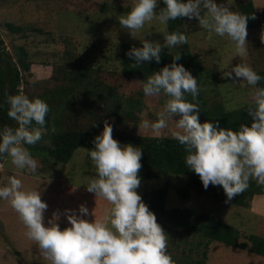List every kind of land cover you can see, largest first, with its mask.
Instances as JSON below:
<instances>
[{"label":"clouds","instance_id":"1","mask_svg":"<svg viewBox=\"0 0 264 264\" xmlns=\"http://www.w3.org/2000/svg\"><path fill=\"white\" fill-rule=\"evenodd\" d=\"M163 6H160V5ZM232 0H132L131 10L117 19L123 30L137 38L141 46L133 45L126 55L134 65L162 59V49L169 54L188 43L184 32L161 30L163 43L140 37L146 24L158 20L167 26L169 20L195 18L200 27L213 34L227 36L235 45V56L247 55V23L249 16L233 10ZM264 39V35H262ZM170 64L148 75L142 90L146 97H166L155 121L142 120L140 128L159 134L168 127V119L179 115L171 135L185 150L187 168L198 174L205 189L209 185L222 186L225 203L244 192L252 180L264 186V80L251 65L243 60L222 69V76L240 87H250L251 103L247 111L252 122L241 123L237 129L218 127V122L201 123L200 105L195 102L200 93L197 77L183 64L177 63L180 54L172 55ZM231 65V67H229ZM228 69L227 71H223ZM191 95L192 100H188ZM7 115L18 121L13 128L0 127V157L5 154L19 169L37 174L38 160L26 145H35L48 123V103L29 98L23 91L6 93ZM14 121V122H15ZM15 124V123H14ZM38 125L33 126V125ZM17 125V124H16ZM88 156L96 174L86 184L87 190L111 205L105 219L89 212L86 204L79 210H56L45 222L48 208L42 200V189L26 188L18 176H9L0 186V200L7 201L25 226V235L35 242L48 264H175L168 252V233L157 221L137 189L141 178L144 151L140 145L122 143L113 137V124L104 120L103 130L96 135ZM61 215L69 226L61 228ZM87 215H93L89 220Z\"/></svg>","mask_w":264,"mask_h":264},{"label":"rangeland","instance_id":"2","mask_svg":"<svg viewBox=\"0 0 264 264\" xmlns=\"http://www.w3.org/2000/svg\"><path fill=\"white\" fill-rule=\"evenodd\" d=\"M240 1L232 0L233 10L237 9L236 4ZM253 1L258 11L264 10V0ZM217 2L220 3L221 0ZM131 6L132 0H0L2 45L7 53L15 58L16 50L23 47L28 51H35L40 57L37 61L50 59L55 61L56 65L71 59V63L82 61L87 67L95 69L101 66V70L93 74H97L102 85L113 89L116 96L123 99L124 103L121 105L124 110L129 101L140 103L134 108L133 115H125L121 123L116 117L112 120L108 118L107 120L113 124V130L141 135H171L175 120L179 119L178 114H174L173 119L167 117L168 127L161 129L159 134L151 129L139 127L142 120L155 121L158 118L157 114L162 110L166 97L163 93L159 97H146L142 90L144 78L129 76L122 69L121 44L124 41L140 42L139 39L131 37L123 30L117 19L130 11ZM186 21L185 27L189 32L188 39L192 52L200 56L206 69L215 77L216 85L209 83L206 86L208 97L211 100L221 99L230 108L251 102L252 89L248 86L240 87L233 84L230 78L222 76V69L231 61L232 65H235L242 60L255 70L263 69L262 31L259 28L247 31L248 52L241 58L235 56V45L227 36L213 34L209 37L208 32L198 24V20L186 18ZM9 23L20 25L21 29H12ZM162 29L168 31L167 26L165 29L158 20H153L146 24L138 35L143 37L151 33L146 36L147 39L163 43V35L160 33ZM183 47L184 45L178 46L172 52H178ZM164 49L168 51L166 47ZM6 57H8L7 54ZM32 69V73H23L24 80L26 78L28 83V85L24 84V89L36 91L39 85L45 86L55 82L53 78L49 82L44 80L52 73L55 74L53 65L35 63ZM85 101L88 102L89 98ZM80 105L81 108L85 107L83 103ZM106 107H110V104ZM76 114L74 109L73 118ZM80 118L81 125L85 126L88 118ZM92 123L98 126L99 118L95 117ZM5 124L16 127V124L4 123L0 119V127ZM42 142L50 141L44 138ZM35 158L39 165L37 174L17 168L11 163V158L5 154L0 160V186L6 184L8 177L13 175L22 179L26 188L39 186L43 190L41 198L48 204L45 211L46 223L54 211L60 210L61 213L64 209L78 211L82 203L87 205L90 213L95 208L96 216L105 219L111 207L110 203L101 197L95 199V194L89 192L86 187L90 177L96 174L95 165L88 156L86 147L77 149L68 163L61 162L54 167L49 163L44 164L38 157ZM163 181L164 179L141 178L137 191L143 199L144 190L157 188ZM177 181L180 180L177 179ZM184 202L175 191H172L167 207L191 205L198 211L228 220L239 228L243 235L257 233L264 236V193L255 195L248 207L235 204L220 206L211 197L199 194L193 195L190 201ZM86 218L93 220L94 216L87 215ZM59 223L61 228L69 226L64 215H61ZM25 232V226L19 220L15 210L7 201L0 200V264H48L35 242L30 240ZM185 237V233H168V252L176 258L184 259L183 253L187 255L191 252L192 244L186 242ZM245 237L243 236L241 240ZM204 264H264V256L253 253L249 249L214 241L209 245L208 257Z\"/></svg>","mask_w":264,"mask_h":264},{"label":"trees","instance_id":"3","mask_svg":"<svg viewBox=\"0 0 264 264\" xmlns=\"http://www.w3.org/2000/svg\"><path fill=\"white\" fill-rule=\"evenodd\" d=\"M236 8V11L249 16L247 31L259 28L264 35V10L258 11L253 0H241L236 4ZM186 18L169 20L168 31L184 32L188 36L189 32L185 27ZM9 26L12 29H21L20 25L9 23ZM133 45L141 46V42L124 41L121 44V62L125 74L146 79L148 75L158 71L165 64H170L173 59L172 55L180 54L181 59L177 63L183 64L197 77L201 89L197 101H195L200 105L199 119L201 123L204 121L218 122V127L233 129H237L241 123L251 124L252 117L247 111L251 102L230 108L223 100H211L208 97L206 86L209 83L216 85L215 77L206 69L200 56L192 52L189 39L188 43L178 52L169 54V51L162 49V59L159 63L146 61L144 64L134 65V60L126 55ZM39 59L40 57L36 55L35 51H28L23 47L17 49L16 58L13 57L4 49L0 37V119L4 123L14 124L15 121L7 115L8 105L5 101L8 92L23 91L29 98L39 97L48 103L49 112L46 117L48 123L42 138L35 145H26L32 155L40 158L44 164L49 163L54 167L61 162L68 163L80 147H86L88 153L89 148L94 147L93 138L103 130L104 120L108 118L112 120L116 117L121 123L123 117L133 115L134 108L140 104L129 101L124 110L121 105L124 103L123 99L116 96L113 89L102 85L97 74H93V72L101 70V66L95 69L87 67L82 61L71 63V59L55 65L56 62L50 61V59L37 61ZM35 63L53 65L55 74L52 73L49 78L44 80L49 82L53 78L55 82L45 86L39 85L38 90L29 91L24 89V84L28 85V83L26 78L24 80L23 73H32ZM256 71L264 76V68ZM259 84L264 86V80H261ZM87 98H89L88 102L85 101ZM187 98L189 101L192 100L191 95H188ZM80 103H83L85 107L81 108ZM109 104L110 107L107 108L106 105ZM101 108L103 109L100 111ZM74 109L77 114L73 118ZM80 117L88 118L85 126L81 125ZM95 117L99 118L98 126L92 123ZM18 126L19 122L16 127ZM33 126L38 127L35 124ZM113 137L122 143H132L142 147L144 154L141 158L142 167L138 173L141 178L164 179L157 188L144 190L143 200L156 214L157 221L167 233H185L186 242L192 244L191 252L187 255L183 253L184 259L171 255L175 264H204L208 257L209 245L214 241L249 249L253 253L264 256L263 235L257 233L243 235L240 229L228 220L198 211L191 205L167 207L172 191H175L185 202L190 201L193 195L199 194L211 197L220 206L235 204L248 207L255 195L264 193V186L258 185L255 180H252L244 192L238 194L232 201L225 203L226 194L222 186L210 184L205 189L199 175L187 168L184 146L172 135H141L113 130ZM44 138H48L50 142L43 143ZM2 158L0 157V160ZM174 178H176L175 181ZM243 236L246 237L241 240ZM201 247L203 248L201 249Z\"/></svg>","mask_w":264,"mask_h":264},{"label":"water","instance_id":"4","mask_svg":"<svg viewBox=\"0 0 264 264\" xmlns=\"http://www.w3.org/2000/svg\"><path fill=\"white\" fill-rule=\"evenodd\" d=\"M14 123H15V124H18V121H15Z\"/></svg>","mask_w":264,"mask_h":264}]
</instances>
